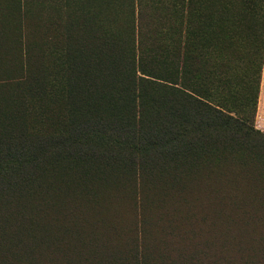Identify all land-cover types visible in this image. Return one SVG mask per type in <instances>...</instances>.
I'll list each match as a JSON object with an SVG mask.
<instances>
[{"label": "rangeland", "instance_id": "374dc122", "mask_svg": "<svg viewBox=\"0 0 264 264\" xmlns=\"http://www.w3.org/2000/svg\"><path fill=\"white\" fill-rule=\"evenodd\" d=\"M115 4L0 0V177L27 173L26 158L41 163L35 170L44 177L34 222L16 219L17 211L29 213L23 197L0 199V239L34 225L23 240L39 245V264H264V226L255 216L264 211V192L248 181V198L235 187L232 199V141L221 146L217 130L204 129L198 142L187 131L176 158L155 152L163 145L140 152V145L112 151L103 144L102 174L84 169L72 147L47 148L53 131L99 111L101 94L95 105L81 102L76 85L84 75L72 57L68 68L67 54L78 60L106 46L100 36L109 32L111 10V29L134 56L137 74L165 73V10L153 0ZM21 71L27 75L18 79ZM253 124L264 134V54ZM240 199H247L243 208Z\"/></svg>", "mask_w": 264, "mask_h": 264}, {"label": "trees", "instance_id": "16d2710c", "mask_svg": "<svg viewBox=\"0 0 264 264\" xmlns=\"http://www.w3.org/2000/svg\"><path fill=\"white\" fill-rule=\"evenodd\" d=\"M117 1L110 0V6L117 8ZM153 1L167 17L162 39L168 42L169 60L164 75L137 74L134 56L118 44L120 38L111 29L116 22L111 10L109 32L100 36L106 46L81 52L78 60L67 54L68 68L73 65L72 57L80 62L74 70L84 75V81L76 85L84 94L81 102H90L87 107L95 105L99 100L93 101L94 96L101 94L99 111L83 117L85 124L73 119L62 131H53L47 148L72 147L81 155L84 169L102 174L101 168L108 164L107 148L129 150L133 145L136 150L140 145L143 152L163 145L164 151L155 152L176 158L187 131H196L198 142L205 139L204 129L211 127L217 130L221 146L232 141V166L237 169H232V199L235 187L248 198V181L264 192V156L260 155L264 134L253 124L264 54V0ZM25 75L27 71H21L18 79ZM150 126L147 131L140 129ZM186 142L191 144L194 139ZM24 144L30 150L34 147ZM251 145L263 148L254 151ZM23 166L29 168L27 173L0 177V199L7 194L23 197L21 208L29 213L17 211L16 219L34 222L32 213L40 211L44 177L35 170L41 163L34 158L24 159ZM243 200L242 208L247 204ZM262 215L255 216L264 226ZM33 227L25 225L15 233L1 234L0 264H39V245L23 240L24 232Z\"/></svg>", "mask_w": 264, "mask_h": 264}]
</instances>
